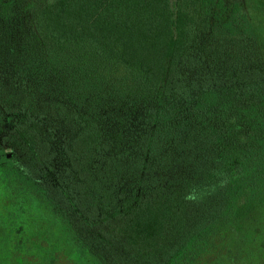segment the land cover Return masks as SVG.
<instances>
[{"label":"trees","instance_id":"trees-1","mask_svg":"<svg viewBox=\"0 0 264 264\" xmlns=\"http://www.w3.org/2000/svg\"><path fill=\"white\" fill-rule=\"evenodd\" d=\"M255 34L227 0H0V264H264Z\"/></svg>","mask_w":264,"mask_h":264},{"label":"rangeland","instance_id":"rangeland-1","mask_svg":"<svg viewBox=\"0 0 264 264\" xmlns=\"http://www.w3.org/2000/svg\"><path fill=\"white\" fill-rule=\"evenodd\" d=\"M229 2H238L240 6L246 11L247 15L253 20V25L255 28V36L259 40L260 46L264 47V0H227ZM174 5L175 0H170ZM87 158L86 151L81 153L80 158L73 159V166L76 169L75 171L81 176V172L85 167L83 159ZM3 231L0 229V261L1 258L5 255L6 252L15 253L16 247L14 244H9L8 246H3ZM9 254V253H6ZM10 257L6 259V262L9 263ZM15 262V260L13 261ZM25 264H29L28 262Z\"/></svg>","mask_w":264,"mask_h":264}]
</instances>
